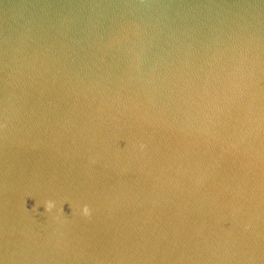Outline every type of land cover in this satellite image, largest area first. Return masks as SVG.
Instances as JSON below:
<instances>
[{
    "label": "water",
    "instance_id": "1",
    "mask_svg": "<svg viewBox=\"0 0 264 264\" xmlns=\"http://www.w3.org/2000/svg\"><path fill=\"white\" fill-rule=\"evenodd\" d=\"M0 264H264V0H0Z\"/></svg>",
    "mask_w": 264,
    "mask_h": 264
}]
</instances>
